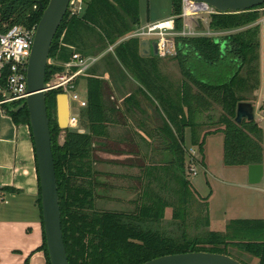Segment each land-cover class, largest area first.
<instances>
[{
	"label": "trees",
	"instance_id": "obj_1",
	"mask_svg": "<svg viewBox=\"0 0 264 264\" xmlns=\"http://www.w3.org/2000/svg\"><path fill=\"white\" fill-rule=\"evenodd\" d=\"M49 1L0 0V34L14 26L29 30L36 27ZM139 2L84 0L82 14L72 15L68 11L52 43L49 60L53 59L55 63H48L45 82L62 72V64L69 62L75 53L84 57L102 55L100 59L111 76L113 73L129 72L139 83V91L150 102H157L168 120L164 122L171 138L167 146L173 154L172 164L182 175H176V186L159 187L166 188V194L154 191L151 185H147L133 212L97 210L95 203L100 196L93 145L107 120L104 100L109 88L107 81L96 75L94 68L75 80L76 85L81 78L87 80V106L81 110L80 119L85 121L83 123L89 131L80 133L66 129L62 144L59 137L63 130L55 114L57 95L62 90L47 92L63 239L69 263L143 264L165 255L187 252L233 257L228 252L229 246H233L256 258L258 264H264V221L232 220L225 232L208 230L207 199L202 202L197 198L205 204L202 207V203L199 205V218L196 219L207 228L202 234L191 237L182 231L180 236L174 237L154 228L165 219L166 210L172 205L173 220L180 221L179 226L185 227L190 207L196 203L191 182L187 180L186 129L191 131L192 146L197 147L202 155L206 137L221 133L225 166L247 167L263 163L264 130L255 120L244 119L237 124L235 118L238 104L250 101L244 94L253 93L260 85L262 27L258 22L264 18V4L244 12H216L209 15L208 27L211 32H237L222 37H176L173 59L178 63L182 81L179 87L170 85L168 90L161 76L159 57L142 56L141 40L137 38L124 40L142 23ZM181 14L182 1L172 0L171 16L176 18L178 31L184 28ZM111 46H114L113 51L105 53ZM221 67L225 69L222 71ZM7 76L8 72L5 71L0 77V86H5ZM21 104L3 105L1 108L15 124L30 127L28 109L13 110ZM203 117L206 123L200 122L199 119ZM212 125L214 130L208 129ZM204 130L205 134L202 135ZM160 168L165 171L170 169L168 164ZM36 203L43 224L40 183ZM203 207L205 215H202ZM42 249L47 264H50L45 232Z\"/></svg>",
	"mask_w": 264,
	"mask_h": 264
},
{
	"label": "crops",
	"instance_id": "obj_2",
	"mask_svg": "<svg viewBox=\"0 0 264 264\" xmlns=\"http://www.w3.org/2000/svg\"><path fill=\"white\" fill-rule=\"evenodd\" d=\"M149 22L148 18L146 23ZM143 24L142 22L141 25ZM226 32L229 31L217 32V37L225 36ZM260 38V85L253 92L256 100L247 103L254 106L255 121L264 130V110L261 109V106H264V23ZM150 56L155 55L151 53ZM158 57L160 65L168 60V57ZM99 62L101 59L91 68H94L96 75L107 81L109 86L104 94L107 115L105 128L101 131V135L94 139L93 145L98 191L102 192L99 198L103 202L140 203L147 185H151L154 191L166 194V188L159 187L176 186L178 181L175 177L182 174L172 164L173 154L167 146L171 138L165 127V115L157 102L152 103L144 97L138 89L139 83L130 74L120 72L111 76L106 70L105 63L102 74H98L95 66ZM161 76L168 90L170 85L174 88L179 87L182 81V75L174 79L169 73L161 71ZM107 92L110 93L109 97L106 96ZM129 97H132V100L126 102ZM257 115L259 119L256 120ZM80 126L82 131L80 133L89 131L85 123L84 126ZM204 134L205 130L202 135ZM212 135L215 134L206 137L202 155L199 149L191 144L190 129L185 131V150L189 144L192 147V156L197 157L201 163L196 168L204 169L206 173L208 172L206 141ZM217 135L222 134L217 133ZM185 162L188 169L187 151ZM167 164L170 167L169 171L160 168ZM262 164L264 165V154ZM235 167L248 181V166ZM187 180L190 181L188 172ZM259 186L261 187L250 191L247 199L245 197L241 199V203L237 198L235 203L227 206L222 216H217L219 228L213 231H224V227L232 220L264 221V176ZM38 194L39 176L31 129L26 124H15L0 107V264H47L42 249L44 229L36 203ZM212 195L214 199L212 192L206 198L209 203L210 229L215 222L210 210Z\"/></svg>",
	"mask_w": 264,
	"mask_h": 264
},
{
	"label": "water",
	"instance_id": "obj_3",
	"mask_svg": "<svg viewBox=\"0 0 264 264\" xmlns=\"http://www.w3.org/2000/svg\"><path fill=\"white\" fill-rule=\"evenodd\" d=\"M215 9L218 13H239L264 4V0H194ZM71 0H50L36 28L35 39L27 71L28 98L15 112L27 108L37 160L43 227L50 264H70L63 239L61 212L57 189V177L52 151V139L46 104L45 82L50 50L55 35L64 20ZM141 55L157 56L156 42L141 40ZM56 119L60 129L68 128L70 109L66 94L57 95ZM255 120L254 106L241 102L237 106L235 122ZM264 176L263 164L248 166V181L251 185L261 183ZM143 264H243L233 257L209 252H187L165 255Z\"/></svg>",
	"mask_w": 264,
	"mask_h": 264
},
{
	"label": "rangeland",
	"instance_id": "obj_4",
	"mask_svg": "<svg viewBox=\"0 0 264 264\" xmlns=\"http://www.w3.org/2000/svg\"><path fill=\"white\" fill-rule=\"evenodd\" d=\"M140 18L144 24L149 21H156L159 19H166L171 15L172 12V0H140L139 2ZM209 23V14L203 13L194 18V31L198 33L197 36H208V37H217V33L211 32L208 28ZM264 18L258 22L259 25H263ZM188 31V29H187ZM237 31H229L224 35H228ZM79 54V53H78ZM173 55L168 56L167 62L160 65V69L163 72H167L171 75L172 78L177 79L181 75L180 68L176 60L173 59ZM48 63H55L53 59L49 60ZM61 63V62H60ZM103 62H99L95 69H97L98 74H102V68H104ZM222 68V67H221ZM222 68L221 70L223 71ZM220 71V70H218ZM127 74L129 72L125 71ZM131 75V74H130ZM132 77V75H131ZM226 77V74L225 76ZM223 77V78H224ZM133 78V77H132ZM220 80V78H219ZM133 83V81H130ZM87 80L85 78L80 79V84L78 87V94L81 98L86 99L88 93ZM109 97L110 93H106ZM248 99L255 101L252 92L244 94ZM71 112L74 115H77L80 118L81 109L78 108V104L71 102ZM264 106H261V109ZM264 110V109H263ZM220 112V110H218ZM258 111V110H257ZM218 116V115H217ZM213 118L215 122L217 120ZM259 119V115L256 116V120ZM201 123H206V118L199 119ZM84 121L80 119L78 127L80 125L84 126ZM83 123V124H82ZM210 125V124H209ZM208 129H213V125ZM73 131L78 132V128ZM211 132V131H210ZM212 137H208L206 141V163L208 165V172L204 169H198V175H190V181L192 182V190L195 193L196 203L192 204L190 207V214L187 216V222L185 227H180V221H174L173 210L174 206L172 205L166 210L165 219L159 224L155 225L154 228L162 230L165 234L169 236H180L182 231L188 233L191 237H196L207 230L203 223H198L196 219L199 217V205L202 202H205L208 194L212 192L214 194L211 197V213L212 217L215 219L212 229L210 226L208 230H217L219 224H217V216H222L224 209L229 206L231 203H235L238 198V202L241 203V199L244 197L247 199L250 196V191L257 189L261 186L251 185L247 179L241 176V173L237 171V167H226L223 163V135H217L214 133ZM65 130L62 131L59 137V142L62 144L64 142ZM192 147L188 144L186 147L187 157H188V170L190 169L191 164H196V167L201 163L199 160L196 161L193 159L191 154ZM199 155V154H198ZM194 160V161H193ZM190 171H188V174ZM99 196L102 194L101 190L98 191ZM236 197V198H235ZM101 198V196H100ZM98 198L95 203V208L97 210H109V211H122V212H133L136 209L137 203H113V202H103ZM202 202H200L198 199ZM205 204H201V207ZM202 215H205V207L202 209ZM208 212H209V203H208ZM198 217V218H197ZM225 225V224H224ZM226 227H224L225 232ZM219 232V231H217ZM228 252L233 256L237 261L243 264H258V260L247 253L239 250L236 247L229 246Z\"/></svg>",
	"mask_w": 264,
	"mask_h": 264
},
{
	"label": "built area",
	"instance_id": "obj_5",
	"mask_svg": "<svg viewBox=\"0 0 264 264\" xmlns=\"http://www.w3.org/2000/svg\"><path fill=\"white\" fill-rule=\"evenodd\" d=\"M182 1V17L184 28L182 31L176 29V18L170 16L166 19L149 22L138 26L124 40L137 38L139 40L155 41L157 46V55L168 57L176 52L175 38L179 36L192 37L197 36L193 30L194 18L200 14H214L217 11L205 3L194 0ZM85 9L84 0H71L68 11L72 15H80ZM36 27L25 29L21 26H14L6 33L0 34V77L5 71L8 72L5 86H0V107L3 105H13L15 103H24L28 98L27 71L29 59L32 53V47L36 34ZM188 29V31H187ZM114 46L109 47L107 52H112ZM102 57H84L75 53L69 62L63 63L64 70L55 74L51 80L46 83L47 92L62 90L61 94H66L69 98L70 117L67 129H76L82 132L79 125V118L71 112V102L78 104V108L83 109L87 106V100L78 94V85L75 80L86 75L88 70L96 64ZM195 163L197 157L193 156ZM193 160V161H194ZM190 175H198L196 164L190 165Z\"/></svg>",
	"mask_w": 264,
	"mask_h": 264
}]
</instances>
